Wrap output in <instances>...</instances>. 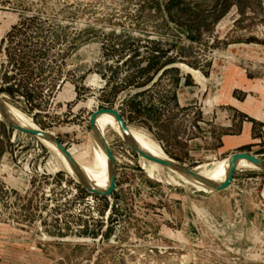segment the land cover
<instances>
[{
  "label": "rangeland",
  "instance_id": "obj_1",
  "mask_svg": "<svg viewBox=\"0 0 264 264\" xmlns=\"http://www.w3.org/2000/svg\"><path fill=\"white\" fill-rule=\"evenodd\" d=\"M0 95L89 167L106 108L191 171L264 161V0H0ZM103 132L109 197L0 120V264H264L263 170L207 192Z\"/></svg>",
  "mask_w": 264,
  "mask_h": 264
},
{
  "label": "bare ground",
  "instance_id": "obj_2",
  "mask_svg": "<svg viewBox=\"0 0 264 264\" xmlns=\"http://www.w3.org/2000/svg\"><path fill=\"white\" fill-rule=\"evenodd\" d=\"M192 73L195 75L194 72H192ZM3 104H4V108L6 110L8 118L10 119V121L14 125H16L20 128H23V129L42 131L39 128H37L36 126H34L32 121L29 118H27L26 116H24L22 113L15 110L14 108H12L11 106L7 105L4 102H3ZM3 119H4V117L0 112V120L2 121ZM108 126H111L112 129L115 130L117 132V134H119L120 138L125 143L127 142L124 134L122 133V131L119 127V124L117 123V121L115 120V118L112 115L107 114V113H102L95 118L94 129L102 137V139L105 141V143H106V140L104 138V135H103L104 132L103 131H104V128H106ZM127 130H128L129 135H130V142L137 149H139L140 151H142L143 153L147 154L150 157L160 159V160H164V161H167L170 163H176V162L170 160L167 156H165L164 153H162L161 150L157 147V145L155 143H153L152 141H150L148 138H146L144 135L133 132V131L129 130L128 128H127ZM42 132L46 133L50 136H54L50 132H47V131H42ZM91 135L93 138V147H94V149H93L94 158H95L94 163L92 164V166L89 167L86 165H82L73 159L75 162L77 172L74 171L72 166L68 163L66 158L60 153V151L57 149V147L53 143L48 142V141H44V140H40V141L55 153V155L60 159L61 163L66 168V171L69 172V174L77 182H79L80 184L82 183V184L86 185L87 187H89L90 189H92L94 191L103 193L110 183L112 168H111V164L108 160V157L106 156L104 150L100 146L97 138L95 137L94 134H91ZM147 163H148V168H147L148 173H149V175L153 176L158 171L157 165L154 163L148 162V161H147ZM243 167L262 170L261 168L255 166L252 163H249L248 161H246L244 159H241V160L236 162L235 169L236 168H243ZM229 169H230V164H229V158H228L224 161L219 162L218 164H216L215 166H213L212 168H210L208 170H203V171H199L196 173H198V175H200L202 178H204V179H206V180H208L214 184L219 185V184L224 183L227 180ZM173 173H175L178 176V178H181L186 183L194 184V185L198 186L199 189L201 188L204 191H207V192L210 191L209 187L205 186L204 184L198 182L197 180L191 178L188 175L180 174L177 172H173Z\"/></svg>",
  "mask_w": 264,
  "mask_h": 264
},
{
  "label": "water",
  "instance_id": "obj_3",
  "mask_svg": "<svg viewBox=\"0 0 264 264\" xmlns=\"http://www.w3.org/2000/svg\"><path fill=\"white\" fill-rule=\"evenodd\" d=\"M0 112L3 115V117H4L2 122H4L11 129H13V130H15L17 132H20L22 134L34 137V138H36L38 140H44V141H48V142L53 143L57 147V149L60 151V153L66 158V160L72 166L74 171L77 172L76 166H75V162H74L73 158L68 153L67 149L57 140V138L55 136H50V135H48L46 133H43L42 131H35V130H31V129H23V128H20V127L14 125L10 121V119L7 116L6 110L4 108V104H3V101H2L1 95H0ZM102 113L110 114V115H112L115 118V120L119 124V127H120L122 133L124 134V136H125V138L127 140L126 144L128 145V147L133 152H135L137 155H139L142 159H144V160H146L148 162L154 163V164L158 165L159 167L171 170L173 172H177V173H180V174L188 175L191 178H193V179L197 180L198 182L204 184L205 186L209 187L211 192L212 191L220 192V191H222V190H224V189L229 187V185H230V183L232 181L234 172H235V164H236L237 161H239L241 159H244V160L248 161L249 163L254 164L255 166L261 168L264 171V161L263 160L257 158L254 155L247 154V153H234V154H231L229 156L230 169H229L227 180L224 183L219 184V185L214 184V183L202 178L200 175H198V173H196L194 171H191V170H189V169H187V168H185V167H183V166H181V165H179L177 163H170V162H167V161H164V160H160V159H156V158L150 157L147 154H145L142 151H140L139 149H137L130 142V135L128 133L127 126L125 125L124 120L120 116L118 110L115 109V108H110V109L106 108V109L97 110L96 112H94L90 116V118H89V130H90V134H94L95 137L97 138L100 146L104 150V152H105L106 156L108 157V160H109V162L111 164L112 171H111L110 183H109L108 187L106 188V190L103 193L94 191V190L90 189L89 187H87L86 185L81 183V185L87 191H89L90 193L95 194L97 196L109 197L112 194L113 190H114L115 179H116V165H115L114 159L112 157V154L110 152V149H109L108 145L105 143V141L102 139V137L94 129V120H95V118L98 115H100Z\"/></svg>",
  "mask_w": 264,
  "mask_h": 264
}]
</instances>
